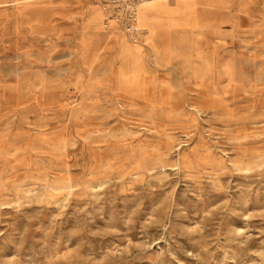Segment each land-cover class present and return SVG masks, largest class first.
I'll return each mask as SVG.
<instances>
[{
    "label": "rangeland",
    "instance_id": "374dc122",
    "mask_svg": "<svg viewBox=\"0 0 264 264\" xmlns=\"http://www.w3.org/2000/svg\"><path fill=\"white\" fill-rule=\"evenodd\" d=\"M140 5L0 0V264H264V0Z\"/></svg>",
    "mask_w": 264,
    "mask_h": 264
},
{
    "label": "built area",
    "instance_id": "2783aa9c",
    "mask_svg": "<svg viewBox=\"0 0 264 264\" xmlns=\"http://www.w3.org/2000/svg\"><path fill=\"white\" fill-rule=\"evenodd\" d=\"M103 12L104 29L121 32L132 40L143 37L144 30L137 25V8L148 0H95Z\"/></svg>",
    "mask_w": 264,
    "mask_h": 264
},
{
    "label": "crops",
    "instance_id": "0c3cea01",
    "mask_svg": "<svg viewBox=\"0 0 264 264\" xmlns=\"http://www.w3.org/2000/svg\"><path fill=\"white\" fill-rule=\"evenodd\" d=\"M185 1H187L191 5V7L194 8V11L200 17L201 22H203V24H205L206 27H207V22H205L204 19H203V15H205L206 13H204L203 10H202V7L205 5V3H206L207 0H185ZM161 3L162 2L154 3V5H158V4H161ZM172 3L173 2H170V4H172ZM148 8H150V6L141 7L142 13L144 12V10H146ZM188 16H189V13L186 14V18ZM224 18H226V17H224ZM146 28H149V26H144V29H146ZM118 33H121V32H115V34H118ZM190 33L193 34V35H196V34H204L205 31L203 33H200L198 31V29H195L193 27H190ZM96 42H97V39H96ZM112 50H113V46H112V48L110 50V54L106 58H104V59L102 58V60H101L103 62V64H104V66L106 67V73L102 74L101 76H105L107 78L111 75V70L116 65V61L115 60H112L111 57H110L111 54H112ZM160 70H161V68L158 71H160ZM150 87H152V86L150 85ZM150 87L147 88V91H146L147 93H148V90H149Z\"/></svg>",
    "mask_w": 264,
    "mask_h": 264
},
{
    "label": "bare ground",
    "instance_id": "6f19581e",
    "mask_svg": "<svg viewBox=\"0 0 264 264\" xmlns=\"http://www.w3.org/2000/svg\"><path fill=\"white\" fill-rule=\"evenodd\" d=\"M148 1H151V0H148ZM145 2H147V1H145ZM141 6V5H140ZM140 6H138V8L140 7ZM138 8H137V11H138ZM145 37V32H144V34H143V37L142 38H144Z\"/></svg>",
    "mask_w": 264,
    "mask_h": 264
}]
</instances>
